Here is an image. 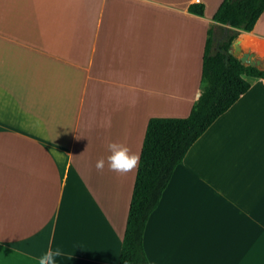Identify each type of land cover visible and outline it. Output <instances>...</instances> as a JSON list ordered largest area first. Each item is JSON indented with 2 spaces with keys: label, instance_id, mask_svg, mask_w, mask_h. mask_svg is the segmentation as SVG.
Wrapping results in <instances>:
<instances>
[{
  "label": "crops",
  "instance_id": "crops-1",
  "mask_svg": "<svg viewBox=\"0 0 264 264\" xmlns=\"http://www.w3.org/2000/svg\"><path fill=\"white\" fill-rule=\"evenodd\" d=\"M221 0H0V264H118L148 119L185 117ZM202 4L203 13L188 9ZM230 52L264 68V8ZM192 142L149 213V264H264V84ZM62 153V154H61Z\"/></svg>",
  "mask_w": 264,
  "mask_h": 264
},
{
  "label": "trees",
  "instance_id": "trees-1",
  "mask_svg": "<svg viewBox=\"0 0 264 264\" xmlns=\"http://www.w3.org/2000/svg\"><path fill=\"white\" fill-rule=\"evenodd\" d=\"M264 8V0H221L212 19L219 26L216 37L208 27L201 59L200 92L185 117L148 119L129 202L118 264H149L142 245L146 219L156 206L174 166L192 142L249 86L243 75L264 77V68L244 64L229 51L235 28L250 30ZM188 9L203 13L202 4Z\"/></svg>",
  "mask_w": 264,
  "mask_h": 264
},
{
  "label": "clouds",
  "instance_id": "clouds-1",
  "mask_svg": "<svg viewBox=\"0 0 264 264\" xmlns=\"http://www.w3.org/2000/svg\"><path fill=\"white\" fill-rule=\"evenodd\" d=\"M259 83H264V78H258ZM107 149L110 155L106 160L101 157L96 162V169L99 172H103L105 163L110 171H113L120 175H126L135 171L140 164V154L133 152L127 145L118 142H110L107 145ZM62 154V153H61ZM60 249L53 250L51 246L39 257L38 264H56L58 257L62 256Z\"/></svg>",
  "mask_w": 264,
  "mask_h": 264
},
{
  "label": "rangeland",
  "instance_id": "rangeland-1",
  "mask_svg": "<svg viewBox=\"0 0 264 264\" xmlns=\"http://www.w3.org/2000/svg\"><path fill=\"white\" fill-rule=\"evenodd\" d=\"M211 28H212V31L214 32L215 36L218 37L219 33H220L219 28L216 25H212Z\"/></svg>",
  "mask_w": 264,
  "mask_h": 264
},
{
  "label": "water",
  "instance_id": "water-1",
  "mask_svg": "<svg viewBox=\"0 0 264 264\" xmlns=\"http://www.w3.org/2000/svg\"><path fill=\"white\" fill-rule=\"evenodd\" d=\"M229 51H230V49H229ZM240 61L242 62V61H245V60H244L243 58L240 57ZM246 62H247V63H250V64H253L252 62H250V61H248V60H246Z\"/></svg>",
  "mask_w": 264,
  "mask_h": 264
},
{
  "label": "built area",
  "instance_id": "built-area-1",
  "mask_svg": "<svg viewBox=\"0 0 264 264\" xmlns=\"http://www.w3.org/2000/svg\"><path fill=\"white\" fill-rule=\"evenodd\" d=\"M262 84H264V83H262Z\"/></svg>",
  "mask_w": 264,
  "mask_h": 264
}]
</instances>
